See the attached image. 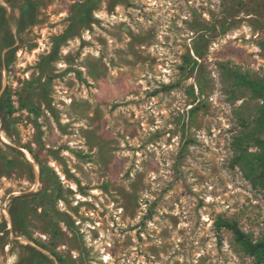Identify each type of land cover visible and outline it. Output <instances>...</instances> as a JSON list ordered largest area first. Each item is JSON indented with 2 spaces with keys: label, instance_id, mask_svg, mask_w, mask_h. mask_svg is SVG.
I'll return each mask as SVG.
<instances>
[{
  "label": "rangeland",
  "instance_id": "obj_1",
  "mask_svg": "<svg viewBox=\"0 0 264 264\" xmlns=\"http://www.w3.org/2000/svg\"><path fill=\"white\" fill-rule=\"evenodd\" d=\"M0 6L17 47L0 75L16 108L15 143L0 121V264H36L29 244L56 264H264L217 225L264 235V166L236 154L238 139L260 151L263 101L232 74L264 82V0ZM21 194L63 263L11 231Z\"/></svg>",
  "mask_w": 264,
  "mask_h": 264
},
{
  "label": "trees",
  "instance_id": "obj_2",
  "mask_svg": "<svg viewBox=\"0 0 264 264\" xmlns=\"http://www.w3.org/2000/svg\"><path fill=\"white\" fill-rule=\"evenodd\" d=\"M29 25H32V22L27 19V16L23 14V17L20 21L21 29L27 28ZM0 75L4 65L8 66L10 62V57L15 54L17 47L15 45V36L6 28V16L4 9L0 6ZM6 51V52H5ZM5 52V54H4ZM233 78L236 83L250 88L259 98L262 99V107L260 114L257 119L258 130L255 134L252 135V140L255 141L256 145L259 147L260 151L257 153H249L246 145L243 146L244 140L238 139L237 156H257L259 165L264 166V139L257 135V132L264 130V82L248 77L247 75L235 71L232 73ZM2 78L0 76V121L2 127L7 133V137L14 142V137L12 131L15 129L13 116L16 112V108L13 101L12 90L9 85L5 88H2ZM15 143V142H14ZM32 152V149L29 148ZM252 161V159H250ZM41 164V163H40ZM26 194H21L14 196L10 207L9 212L12 216V229L11 231L16 236H23L33 242H35L40 247L49 250L55 258L63 263V259L58 255V253L49 248L43 242H37L35 238L29 233L28 223H27V211L25 208ZM219 228H227L230 230L234 239L237 243L241 245L243 250H245L250 255L254 256L259 263H264V235L259 238H253L249 233L241 228L239 223L234 220H229L226 218H220L217 222ZM9 232V230H8ZM31 250L32 257L35 260L36 264H56V260L51 257L49 254L38 249V247L33 245H28Z\"/></svg>",
  "mask_w": 264,
  "mask_h": 264
},
{
  "label": "bare ground",
  "instance_id": "obj_3",
  "mask_svg": "<svg viewBox=\"0 0 264 264\" xmlns=\"http://www.w3.org/2000/svg\"><path fill=\"white\" fill-rule=\"evenodd\" d=\"M35 163V162H34ZM38 164V163H37ZM110 258V257H109Z\"/></svg>",
  "mask_w": 264,
  "mask_h": 264
}]
</instances>
